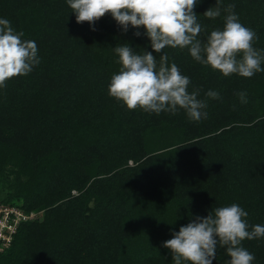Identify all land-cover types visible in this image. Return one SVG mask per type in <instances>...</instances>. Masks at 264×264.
<instances>
[{
    "label": "trees",
    "instance_id": "obj_1",
    "mask_svg": "<svg viewBox=\"0 0 264 264\" xmlns=\"http://www.w3.org/2000/svg\"><path fill=\"white\" fill-rule=\"evenodd\" d=\"M219 3L210 20L203 14L217 0H198L200 38L223 29L234 4L264 51V0ZM0 18L36 42L40 59L0 89V205L43 212L19 223L0 264H174L163 246L172 233L233 203L250 225H264V72L225 78L188 49L166 48L189 92L220 99H207L198 122L183 110H129L109 95L121 67L114 48L152 51L145 29L124 32L110 13L77 23L67 0H0ZM242 244L264 264V239ZM229 260L218 247L213 264Z\"/></svg>",
    "mask_w": 264,
    "mask_h": 264
},
{
    "label": "clouds",
    "instance_id": "obj_2",
    "mask_svg": "<svg viewBox=\"0 0 264 264\" xmlns=\"http://www.w3.org/2000/svg\"><path fill=\"white\" fill-rule=\"evenodd\" d=\"M67 3L77 23L94 25L110 13L124 32L129 26L145 29L152 51L137 53L128 44L114 48L121 67L111 77L109 95L129 110L157 115L183 110L190 120L198 122L207 118V99H220L215 90L207 91V99L198 98L199 89L189 92L190 78L181 74L174 62L169 64L166 48L188 49L196 62L225 78L234 74L252 78L264 72V51L254 47L257 33L240 22L234 4L223 9L226 13L223 29L212 30L202 40L205 26L194 11L198 0H67ZM221 14L217 0L216 6L203 15L215 20ZM135 35L139 37L140 31ZM23 37L24 33L17 32L8 19L0 18V89L6 88L7 81L13 78L28 76L40 63L36 42ZM237 95L241 103H247L246 93ZM247 217V211L235 203L216 207L206 218L196 217L180 227L179 232H173V238L163 246L171 251L174 264H213L218 247L226 249L228 264H253L255 256L242 242L264 239V225H250Z\"/></svg>",
    "mask_w": 264,
    "mask_h": 264
},
{
    "label": "built area",
    "instance_id": "obj_3",
    "mask_svg": "<svg viewBox=\"0 0 264 264\" xmlns=\"http://www.w3.org/2000/svg\"><path fill=\"white\" fill-rule=\"evenodd\" d=\"M34 217V213L27 217L18 209L0 205V251L11 244L19 223Z\"/></svg>",
    "mask_w": 264,
    "mask_h": 264
},
{
    "label": "rangeland",
    "instance_id": "obj_4",
    "mask_svg": "<svg viewBox=\"0 0 264 264\" xmlns=\"http://www.w3.org/2000/svg\"><path fill=\"white\" fill-rule=\"evenodd\" d=\"M74 194H76V193H74ZM34 216H35L34 218H39L40 217V219H41L42 216H43V212H39V213L38 212H35L34 213Z\"/></svg>",
    "mask_w": 264,
    "mask_h": 264
}]
</instances>
